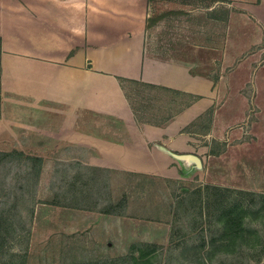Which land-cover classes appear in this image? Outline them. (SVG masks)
<instances>
[{
    "label": "crops",
    "instance_id": "0c3cea01",
    "mask_svg": "<svg viewBox=\"0 0 264 264\" xmlns=\"http://www.w3.org/2000/svg\"><path fill=\"white\" fill-rule=\"evenodd\" d=\"M153 1L0 0L1 121L46 132L57 161L79 165L84 172L74 178L102 183L105 195L114 175L202 178L196 145L206 151L210 137H218L214 129L231 123L249 121L252 133V97L264 99V75L252 68V46L264 39V0H230L238 10L212 17L222 18L220 32L211 22L209 29L198 26L193 38L185 24L171 48L158 28L164 19L147 14ZM173 2L182 7L169 14L190 10L188 0ZM226 63L247 70L230 91L234 75L226 77ZM127 82L191 98L172 117L147 121L137 115ZM206 113L203 125L198 121Z\"/></svg>",
    "mask_w": 264,
    "mask_h": 264
},
{
    "label": "rangeland",
    "instance_id": "374dc122",
    "mask_svg": "<svg viewBox=\"0 0 264 264\" xmlns=\"http://www.w3.org/2000/svg\"><path fill=\"white\" fill-rule=\"evenodd\" d=\"M188 1L190 10L178 14L168 13L182 7L173 0L147 6V14L164 19L158 28L169 47L180 37L178 27L188 24L194 33L212 22L220 32L222 18L238 10L230 0ZM217 14L218 23L212 18ZM178 51L187 58L184 47ZM252 51L253 74L264 75V66L256 71L264 63V39ZM227 64L226 77L234 75L226 84L230 91L239 86L237 74L247 70ZM124 85L137 115L147 121L172 117L191 98ZM249 109L252 133L245 120L214 129L218 137H210L206 151L196 145L192 154L202 158V178L114 175L106 195L102 183L74 178L84 172L79 165L57 161L46 132L4 125L0 112V264H264V99L252 97ZM207 118L198 122L205 125ZM210 149L222 154L219 161Z\"/></svg>",
    "mask_w": 264,
    "mask_h": 264
}]
</instances>
